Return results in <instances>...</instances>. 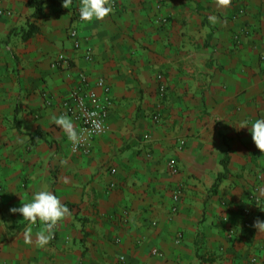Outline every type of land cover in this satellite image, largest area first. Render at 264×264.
Segmentation results:
<instances>
[{
	"label": "crops",
	"instance_id": "0c3cea01",
	"mask_svg": "<svg viewBox=\"0 0 264 264\" xmlns=\"http://www.w3.org/2000/svg\"><path fill=\"white\" fill-rule=\"evenodd\" d=\"M77 3L43 0L37 18L28 0L0 3V264H264V153L248 131L264 117V0H110L92 22ZM80 75L97 99V80L110 89L87 153L51 121ZM44 189L70 215L41 246L42 223L10 209Z\"/></svg>",
	"mask_w": 264,
	"mask_h": 264
},
{
	"label": "clouds",
	"instance_id": "9594fccd",
	"mask_svg": "<svg viewBox=\"0 0 264 264\" xmlns=\"http://www.w3.org/2000/svg\"><path fill=\"white\" fill-rule=\"evenodd\" d=\"M70 3L71 0H63V7L67 8ZM220 3L227 6L231 3V0H220ZM111 12L112 6L110 0H81L79 7L80 20L82 22L103 20V18L108 16ZM217 19L216 16L209 17L212 23H216ZM51 121L62 129L67 139L72 143L74 149L78 147L82 137L78 133L70 116L66 114L59 116L52 115ZM244 126L248 125L244 124L241 127ZM248 131L251 134V139L255 147L259 149L261 153H264V117L252 121ZM10 211L13 213H20L23 219L32 223L37 222V220L42 223L41 231L37 234V239L41 246L48 244L52 239L58 223L67 215H70V209L61 202V199L56 194L47 189L35 191L29 202L23 203L19 207L11 208ZM257 223L264 225V222L258 221ZM29 231H31V229H29Z\"/></svg>",
	"mask_w": 264,
	"mask_h": 264
},
{
	"label": "built area",
	"instance_id": "2783aa9c",
	"mask_svg": "<svg viewBox=\"0 0 264 264\" xmlns=\"http://www.w3.org/2000/svg\"><path fill=\"white\" fill-rule=\"evenodd\" d=\"M2 0H0V3ZM77 6L74 8L72 14L74 18L78 21L80 20L79 7L81 0H77ZM112 7L115 6L114 3L111 4ZM2 13V11H1ZM165 21H163L164 23ZM68 36L72 40L73 47L75 49L79 48L80 41L78 38V33L75 28L68 29ZM90 58V55L87 56ZM69 62L67 58L60 54L54 60V67H67ZM159 80L160 76L157 77ZM81 87L73 89L69 96L62 102V107L65 112L78 124V133L81 135L82 139L78 147L73 148L72 143L70 144V149L73 153L83 152L87 153L90 148L92 140L100 135L105 128V120L110 110V99L108 97L109 87L104 80L99 79L95 82L94 87L100 89L104 92L106 96L103 99H97L90 89L87 88V79L84 75H80ZM160 94H163L165 91V86L161 84L159 86ZM157 119V117H156ZM184 144L183 141H180V146ZM169 169L173 173H177L178 169L175 162L169 163ZM54 239V235L52 236ZM256 258L252 257L249 259V264H256Z\"/></svg>",
	"mask_w": 264,
	"mask_h": 264
},
{
	"label": "trees",
	"instance_id": "16d2710c",
	"mask_svg": "<svg viewBox=\"0 0 264 264\" xmlns=\"http://www.w3.org/2000/svg\"><path fill=\"white\" fill-rule=\"evenodd\" d=\"M28 5L30 8L34 9V12L32 14V17L37 18L39 15L43 13V0H28ZM37 32V28L31 23L28 25L27 30L23 33L22 39H27L34 35ZM223 174L219 175L216 179V182L214 184V187L217 186L218 182L221 181V178H223Z\"/></svg>",
	"mask_w": 264,
	"mask_h": 264
}]
</instances>
